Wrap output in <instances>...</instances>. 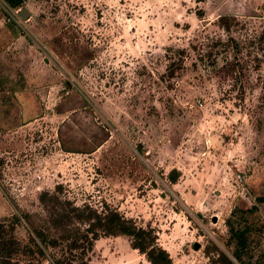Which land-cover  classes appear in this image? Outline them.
<instances>
[{"label":"rangeland","instance_id":"374dc122","mask_svg":"<svg viewBox=\"0 0 264 264\" xmlns=\"http://www.w3.org/2000/svg\"><path fill=\"white\" fill-rule=\"evenodd\" d=\"M43 193L117 211L171 264H238L234 232L264 264V0H0V223L22 264L66 256L29 243ZM133 243L85 259L150 264Z\"/></svg>","mask_w":264,"mask_h":264},{"label":"trees","instance_id":"16d2710c","mask_svg":"<svg viewBox=\"0 0 264 264\" xmlns=\"http://www.w3.org/2000/svg\"><path fill=\"white\" fill-rule=\"evenodd\" d=\"M12 8H18L27 0H5ZM44 205L43 217H36L37 224L32 216L26 214L24 218L29 226V243L36 251L42 254V248L60 249L66 254L56 264H87L85 256L91 251L93 242L100 238L127 236L133 238L132 247L145 254L150 264H171L168 254L161 249H152L146 252L147 235L135 224L125 219L117 211L106 209L104 212L89 206L76 207L57 196L43 193L40 197ZM17 218L12 221L15 224ZM13 226V225H12ZM13 228H10L12 231ZM241 250L244 248L243 235L234 232ZM241 250L232 254V259L241 263ZM35 253L31 247L22 246L20 242L9 235L5 224L0 223V264H22L19 256ZM220 264H235L224 254L220 255ZM31 264V263H26Z\"/></svg>","mask_w":264,"mask_h":264},{"label":"water","instance_id":"95a60500","mask_svg":"<svg viewBox=\"0 0 264 264\" xmlns=\"http://www.w3.org/2000/svg\"><path fill=\"white\" fill-rule=\"evenodd\" d=\"M18 15L20 18H22V20H27L30 14L25 8H22L18 13Z\"/></svg>","mask_w":264,"mask_h":264},{"label":"built area","instance_id":"2783aa9c","mask_svg":"<svg viewBox=\"0 0 264 264\" xmlns=\"http://www.w3.org/2000/svg\"><path fill=\"white\" fill-rule=\"evenodd\" d=\"M237 178H238L239 182L241 183V182H242V180H241V177H240V176H238Z\"/></svg>","mask_w":264,"mask_h":264}]
</instances>
